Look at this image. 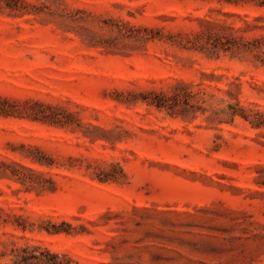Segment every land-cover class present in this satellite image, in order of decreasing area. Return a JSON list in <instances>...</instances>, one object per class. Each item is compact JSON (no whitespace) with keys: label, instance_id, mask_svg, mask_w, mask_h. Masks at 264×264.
Instances as JSON below:
<instances>
[{"label":"rangeland","instance_id":"1","mask_svg":"<svg viewBox=\"0 0 264 264\" xmlns=\"http://www.w3.org/2000/svg\"><path fill=\"white\" fill-rule=\"evenodd\" d=\"M24 1L0 4V264H264V125L212 112L264 113V65L187 48L264 35L261 0ZM183 85L187 111L150 103Z\"/></svg>","mask_w":264,"mask_h":264},{"label":"trees","instance_id":"2","mask_svg":"<svg viewBox=\"0 0 264 264\" xmlns=\"http://www.w3.org/2000/svg\"><path fill=\"white\" fill-rule=\"evenodd\" d=\"M2 2L3 6L9 10L20 11L24 9V0H0V4ZM257 4L259 6H264V0L259 1ZM203 22H206V24L209 23L206 20ZM245 25L247 27L248 23L245 22ZM252 27L254 29H260L264 28V25L254 24ZM242 30H244V28L240 26L236 27L231 23L223 22L222 28L218 31H213L208 27L200 34H196L194 40L187 48L202 51L208 56H218L220 51L229 52L231 56L251 57L253 62L264 65V35L248 40L243 35L238 34V32ZM194 95L195 93H193L188 86L183 85L181 90L173 94V96L156 94L150 103L154 104L156 107H166L169 109H174L175 107L182 105L179 111L183 113L188 110V106H193L192 104H189L188 101L191 100ZM179 96L183 98L184 104H179L177 99ZM5 103L8 102L1 101L0 103V115L6 116L13 114L14 110L5 108L3 105ZM212 112L214 117L219 119V121H223L221 120L223 119V115H227L230 120H233L236 115H239L245 120H248L252 126L259 127L264 125L263 112L247 111L238 102L234 105L229 104L228 109L222 108L215 111L213 110ZM18 166L20 168H25L21 165ZM2 255L5 254L0 253V256ZM10 255L11 264H70L73 261L65 254L55 253L47 248H40L39 246L14 247L10 249Z\"/></svg>","mask_w":264,"mask_h":264}]
</instances>
